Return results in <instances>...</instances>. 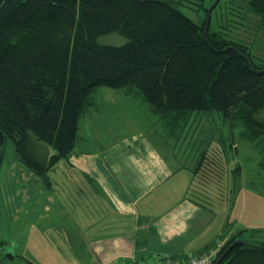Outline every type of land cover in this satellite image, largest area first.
Listing matches in <instances>:
<instances>
[{
  "label": "trees",
  "instance_id": "trees-1",
  "mask_svg": "<svg viewBox=\"0 0 264 264\" xmlns=\"http://www.w3.org/2000/svg\"><path fill=\"white\" fill-rule=\"evenodd\" d=\"M227 1L244 2L264 25V0ZM205 11L199 24L173 0H0V166L12 140L21 162L51 183L48 171L75 150L100 86L144 99L180 137L193 114L218 110L243 122L245 138L264 140V63L211 31L212 11L206 35ZM108 34L126 42H101ZM196 160L188 197L203 207L192 192L217 167L206 150ZM243 232L214 240L224 244L210 264L229 247L219 264H264V244H233ZM169 257L180 258L156 264Z\"/></svg>",
  "mask_w": 264,
  "mask_h": 264
},
{
  "label": "rangeland",
  "instance_id": "rangeland-1",
  "mask_svg": "<svg viewBox=\"0 0 264 264\" xmlns=\"http://www.w3.org/2000/svg\"><path fill=\"white\" fill-rule=\"evenodd\" d=\"M173 1L199 24L206 17L205 8L209 12L216 6L213 7L216 0ZM245 7L244 2L221 0L212 11L210 30L247 45L255 60L264 63V25L259 24L257 15L247 14ZM100 41L122 45L126 39L119 34H108ZM107 93L124 94L123 90L100 86L93 96L95 100L102 101ZM117 115L125 123L118 127V138L131 139L139 135L142 125L138 122H148L147 114L142 110L136 112L130 108L117 111ZM197 116L189 130L191 135L186 140L185 133L176 153L196 159L206 150L209 152V164L217 167L213 169L216 178H211L208 186L197 183L200 188L195 185L197 192H192L204 208V220L200 222L204 230L198 240L205 243L225 241V236L243 230L239 239L264 244V140L245 138L243 122L232 125L230 119L218 110L203 111ZM40 145L37 148H41ZM4 148L5 158L0 166L2 264H88L91 258L78 250L77 245L71 249L67 245L66 234L78 239L76 225L73 224L78 223L81 213L83 218H87V223L104 216L101 208L97 207L98 197L88 188L80 192L78 186H83L85 181H80L76 173L70 176L66 160L59 161L48 171L52 187L21 162L12 140H8ZM165 155L171 156L168 150ZM187 156L183 157L182 166L192 163V158L189 160ZM143 262L153 264V261Z\"/></svg>",
  "mask_w": 264,
  "mask_h": 264
},
{
  "label": "crops",
  "instance_id": "crops-1",
  "mask_svg": "<svg viewBox=\"0 0 264 264\" xmlns=\"http://www.w3.org/2000/svg\"><path fill=\"white\" fill-rule=\"evenodd\" d=\"M102 98L79 121L75 150L64 160L70 176L76 173L85 181L78 186L80 192L88 188L98 197L97 207L104 216L87 223L81 213L78 223H71L78 239L66 234L67 245L71 249L77 245L91 258L88 264H156L162 256L186 258L215 247L214 240H198L204 230L200 223L204 208L188 197L197 160L185 154L193 161L182 166L183 157L176 153L185 132L186 140L191 135L197 114L180 137L144 99L126 93H107ZM130 108L144 111L148 122H138L139 135L118 138V127L125 123L117 111Z\"/></svg>",
  "mask_w": 264,
  "mask_h": 264
},
{
  "label": "built area",
  "instance_id": "built-area-1",
  "mask_svg": "<svg viewBox=\"0 0 264 264\" xmlns=\"http://www.w3.org/2000/svg\"><path fill=\"white\" fill-rule=\"evenodd\" d=\"M223 244L224 242H220L208 252L188 256L186 258L169 257L158 264H210L212 259L216 257L218 252L221 250Z\"/></svg>",
  "mask_w": 264,
  "mask_h": 264
},
{
  "label": "water",
  "instance_id": "water-1",
  "mask_svg": "<svg viewBox=\"0 0 264 264\" xmlns=\"http://www.w3.org/2000/svg\"><path fill=\"white\" fill-rule=\"evenodd\" d=\"M218 0L215 1L213 7L217 4ZM212 7V8H213ZM210 13H211V9L208 12V18H207V23H206V27H205V34L207 35V31H208V26H209V21H210ZM236 243H243V244H249V242L243 241L242 239H237L233 244ZM231 247H229L219 258V260L216 262V264H219L221 262V260L225 257V255L230 251Z\"/></svg>",
  "mask_w": 264,
  "mask_h": 264
}]
</instances>
